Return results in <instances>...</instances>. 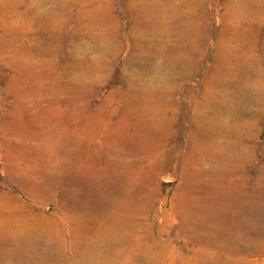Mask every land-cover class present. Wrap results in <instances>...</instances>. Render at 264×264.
<instances>
[{
	"label": "rangeland",
	"instance_id": "374dc122",
	"mask_svg": "<svg viewBox=\"0 0 264 264\" xmlns=\"http://www.w3.org/2000/svg\"><path fill=\"white\" fill-rule=\"evenodd\" d=\"M0 264H264V0H0Z\"/></svg>",
	"mask_w": 264,
	"mask_h": 264
}]
</instances>
